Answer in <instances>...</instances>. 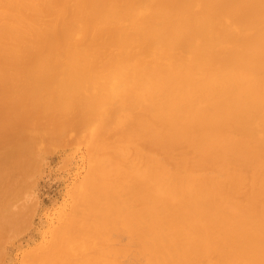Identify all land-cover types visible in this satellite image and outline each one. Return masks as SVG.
Segmentation results:
<instances>
[{
	"label": "bare ground",
	"instance_id": "obj_1",
	"mask_svg": "<svg viewBox=\"0 0 264 264\" xmlns=\"http://www.w3.org/2000/svg\"><path fill=\"white\" fill-rule=\"evenodd\" d=\"M45 138L86 167L28 264H264V0H0L8 235Z\"/></svg>",
	"mask_w": 264,
	"mask_h": 264
},
{
	"label": "rangeland",
	"instance_id": "obj_2",
	"mask_svg": "<svg viewBox=\"0 0 264 264\" xmlns=\"http://www.w3.org/2000/svg\"><path fill=\"white\" fill-rule=\"evenodd\" d=\"M108 79L111 81H115L116 77L114 75H110L108 76ZM41 138L42 136H40L39 139ZM49 138H51L52 140L53 136L49 135ZM40 141L41 142H39L38 144V148L40 150L36 148L37 150L34 149L35 151L33 152V154L37 155L39 158L37 159V157H35L34 155L33 159H31L32 161L34 160V162H32L33 166L29 165L30 166L28 167L29 170L27 169L25 174L22 173L23 171L21 172L23 175L19 174L20 176L22 175L24 177L23 180L21 178H20L21 180L19 179L20 180L19 183L23 181L22 183L25 182L26 184H28L27 182H29L30 184L26 188L23 187L24 189L19 190V192H22L24 194L23 195L21 193L23 196L20 194L21 195V197L19 198L20 200L16 199L17 201H20V202H17L16 200H14L16 196L18 197V195H16L15 197L13 196L14 198L12 197L13 202L11 201L10 202L11 204L9 203V208H11V210L10 209L8 210H10V213H11L13 204L16 203L19 205V203H21V200H22V203L19 205L21 208L24 206L27 207L28 205L31 204L30 202H33L35 204V207L33 206L34 204L30 205L31 208L27 207L25 209L24 207L22 208L24 209L23 210L24 215L22 216L20 214L21 216L19 218L18 216H15V218L16 217L18 218V219L16 218L17 219L16 221L19 224L21 222L25 225L23 226V229L21 228L23 224L20 225V227H15L16 228L15 229L13 226H17V225L19 226V224H17L16 221L15 223L17 225L12 224V220L14 221L15 218L11 220L9 219L10 217L7 218L8 220H10L9 222L12 224L11 227H13L15 231L18 230L19 233H17L18 234L17 235L15 231L10 230L11 229L10 227L9 235H8V232H7L8 229L7 230L5 229L7 232V234L5 232L6 237L7 235L8 237H10V238L7 237L8 239H6L7 240L6 241L4 235L2 236L5 230H0V234H1L0 239L4 240V242L0 241V243H3V244H0V248H3L2 250L4 251V254L2 253L3 255L0 254V257L1 255L2 257L4 256L2 260H0L1 264H8V263L9 264H28L27 260H24L26 256L23 255L24 256L23 257L22 254L24 252L26 253L27 251L25 250H28L31 247V245L37 244L35 242H40V240L43 241L47 239L49 237V233L51 235V231L49 230L51 229L50 227L57 223L59 216H62L64 213H66L69 210L67 208L70 207L71 202H72L71 201L72 197L69 196L71 194L70 190L74 189V186H75L74 183H77L79 179H81V177L85 173L86 157H84V155H86V146H85L84 141L77 139L69 144L60 143L61 146L55 145L51 143L50 141L49 142L46 141V138ZM38 150L41 152H39ZM16 183H18V181ZM19 183L15 185L16 186L19 185L20 187L21 184ZM9 192H11V190H9ZM12 192L14 191L12 190ZM10 195H13V193H11ZM8 198H10L9 200H11V196ZM8 198H7V201H8ZM25 200L26 202H28L27 205L25 203ZM16 204H15V208L14 206L13 208L14 209H16V207L20 208L18 205L16 206ZM32 207H34L33 212H32V209H33ZM27 209L29 210L30 213L32 212V215H31L32 217H30L32 220L30 219V222H28L29 220L26 221L25 220L26 218H24V217L30 216ZM17 210L19 211V209H16L14 212H12L13 216ZM8 213L6 215H8ZM20 213L22 212L20 211ZM16 214L19 215L18 212ZM25 214L26 215L28 214V215L25 216ZM10 223H8L7 226H10L9 225ZM27 224L28 225L30 224V226H26ZM32 224H34V227H32L33 226ZM11 231H12V234H11ZM36 235H38V237ZM23 249L25 250L23 251ZM2 250L0 249V251ZM20 256L23 257V259H20ZM20 260H23L22 263H20Z\"/></svg>",
	"mask_w": 264,
	"mask_h": 264
}]
</instances>
